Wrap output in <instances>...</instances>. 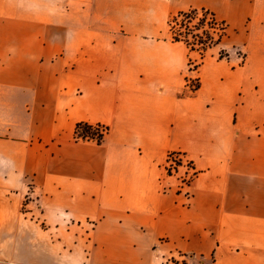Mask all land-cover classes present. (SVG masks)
<instances>
[{
    "label": "crops",
    "instance_id": "0c3cea01",
    "mask_svg": "<svg viewBox=\"0 0 264 264\" xmlns=\"http://www.w3.org/2000/svg\"><path fill=\"white\" fill-rule=\"evenodd\" d=\"M191 8L226 22L242 65L214 47L189 71L198 52L156 39ZM171 152L196 173L183 192ZM178 255L264 264V0H0V264Z\"/></svg>",
    "mask_w": 264,
    "mask_h": 264
},
{
    "label": "trees",
    "instance_id": "16d2710c",
    "mask_svg": "<svg viewBox=\"0 0 264 264\" xmlns=\"http://www.w3.org/2000/svg\"><path fill=\"white\" fill-rule=\"evenodd\" d=\"M170 28V41L172 43H183L190 51L198 52L201 61L189 68V71H197L203 64L206 53L220 45L227 36L228 25L217 19L215 14L206 9L191 8L181 11L168 21ZM221 53L220 59H224ZM191 61V59H190ZM189 61V62H190ZM200 82L192 91L198 90ZM105 131L100 133V128ZM109 129L102 125H90L79 123L76 127V139L79 141H94L101 144Z\"/></svg>",
    "mask_w": 264,
    "mask_h": 264
},
{
    "label": "built area",
    "instance_id": "2783aa9c",
    "mask_svg": "<svg viewBox=\"0 0 264 264\" xmlns=\"http://www.w3.org/2000/svg\"><path fill=\"white\" fill-rule=\"evenodd\" d=\"M187 86H189V80H187ZM104 131V127L100 128V133H103ZM163 167L166 176L168 177L178 175V172H180L181 169L185 170L184 175L179 179L180 192H183V190L190 185L191 181L196 176L192 164L185 160L184 155L181 152H171L168 154L167 160ZM161 191L165 194L171 192V187L166 185L165 179L161 180ZM184 194L186 199L189 201L191 194L189 192ZM163 264H187V262L184 256L178 255L170 257Z\"/></svg>",
    "mask_w": 264,
    "mask_h": 264
},
{
    "label": "rangeland",
    "instance_id": "374dc122",
    "mask_svg": "<svg viewBox=\"0 0 264 264\" xmlns=\"http://www.w3.org/2000/svg\"><path fill=\"white\" fill-rule=\"evenodd\" d=\"M131 5V4H130ZM130 7H134L133 5H131ZM130 11V9H129ZM132 12V11H131ZM178 13L176 12H169L166 14V16L164 18L161 19H156L155 21L158 22L157 26L160 27L159 29H161V33L157 35L156 39L158 40H163V39H170L171 35H170V28L168 27V21L175 15H177ZM136 18L135 16H129L126 20V24L130 25V23H132L133 21H135ZM229 34V31H227V36ZM227 36L224 38V44H226V49H222L221 44L218 45L217 47H215L218 51V58H220L221 53H224V60H230L231 57L234 58H238V65H242V63L244 62V54L243 51L239 48L236 47H232V46H228L227 44L229 43V41L227 40ZM207 55V53H206ZM205 55V57H206ZM196 58L195 59H191V61L189 62V67L188 69L191 67L193 68L194 65H196L197 63H199L201 61V56H199L198 54H196ZM223 60V59H221ZM187 80H189V89L192 91V89L195 88V86L198 84L199 80L196 77H192L191 74H188ZM167 160V159H166ZM166 162V161H165ZM181 177L184 175L185 170L181 169ZM180 172H178L179 174ZM177 176V175H176ZM168 185V184H166ZM169 186V185H168Z\"/></svg>",
    "mask_w": 264,
    "mask_h": 264
}]
</instances>
